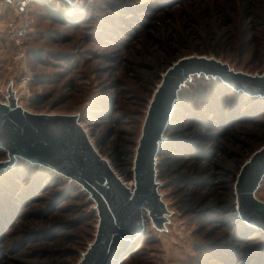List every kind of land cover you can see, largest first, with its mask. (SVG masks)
I'll return each instance as SVG.
<instances>
[{"label":"rangeland","instance_id":"1","mask_svg":"<svg viewBox=\"0 0 264 264\" xmlns=\"http://www.w3.org/2000/svg\"><path fill=\"white\" fill-rule=\"evenodd\" d=\"M255 2L258 5L253 11L256 12L248 17L244 10L255 7ZM28 8L26 67L32 71L33 78L28 87L23 88V105L38 112H81V122L98 150L130 184L141 123L153 90L161 81L160 74L165 71L163 62L170 59V53L178 56L177 60L210 50L207 55L222 58L238 70L264 73V0H78L73 6L60 0H55L51 6L36 0L31 1ZM49 9L63 11L71 23L53 19ZM12 16H15L13 7L3 5L0 29ZM223 33L228 34L229 39L225 36L219 40ZM11 48L12 44L0 31L1 100L4 85L22 69L18 64L15 69L9 68L13 64ZM196 78L182 91L203 89L195 84L203 78L207 82L224 83L220 78ZM224 84L247 97H257ZM208 91L207 94L210 89ZM192 92L187 94L192 100L190 104L197 98ZM213 93H217L216 84ZM219 96L212 101L219 113L214 121L219 124L220 120L224 126L236 118L247 122L244 130L234 133V142L204 140L208 158L213 163L210 172L219 177L221 168L226 174L233 170L234 188L240 170L236 168L237 162H244L254 149L264 144V113L253 118L264 108H258V101L253 103L246 99L221 112L228 106L223 104L220 109ZM181 102L180 93L177 104ZM242 105L245 114L238 111ZM185 109L178 117L187 112ZM250 118L255 120L249 121ZM120 139L133 142L130 145L132 159L128 157L127 162L117 167L111 150L113 142ZM219 145L230 153L226 154ZM6 157L7 154H0V160ZM27 164L37 168L36 175L45 170L58 180L46 175L40 179L27 171L17 177L18 184L12 192L0 187V264H77L96 233L95 204L75 181ZM160 181L167 183L160 189L174 211L169 230L159 232L148 220L146 238L134 244L135 252L125 255L124 264H264L262 229L248 225L237 215L252 228L250 239H244L240 228L219 230V216L205 218L204 207L201 215H196L194 210L185 211L177 200V187H167L169 178ZM257 195L264 200V180ZM219 234L237 245L238 250L228 246L223 250L233 261L219 260L223 247L219 251V244L213 243L219 242ZM211 245L215 252L206 249ZM205 253L212 256L205 258ZM246 254L254 256L245 260Z\"/></svg>","mask_w":264,"mask_h":264},{"label":"water","instance_id":"2","mask_svg":"<svg viewBox=\"0 0 264 264\" xmlns=\"http://www.w3.org/2000/svg\"><path fill=\"white\" fill-rule=\"evenodd\" d=\"M19 0H0L11 5L16 18ZM53 3L55 0H48ZM69 6L78 0H60ZM0 31L5 34V23ZM18 71V70H17ZM220 78L237 90L264 98V73L234 68L214 55L191 54L173 61L160 74L161 81L148 101L133 160V182H126L111 161L96 147L81 112L47 113L23 105L24 91L17 72L4 85L0 99V172L19 160L49 169L75 181L95 204L98 224L92 242L77 264H120L145 230L148 220L155 230H169L174 211L165 200L160 181L159 152L181 91L195 78ZM1 91V89H0ZM264 180V144L243 162L236 175L234 194L238 216L264 231V200L257 192Z\"/></svg>","mask_w":264,"mask_h":264},{"label":"trees","instance_id":"3","mask_svg":"<svg viewBox=\"0 0 264 264\" xmlns=\"http://www.w3.org/2000/svg\"><path fill=\"white\" fill-rule=\"evenodd\" d=\"M254 5L255 7L250 8V10L252 9L251 11L247 8L244 10L245 14H247L248 17H251L256 12V10L253 11V8H257L258 4L255 2ZM220 10H222L223 12L227 11L225 8H220ZM48 11L49 15H51L53 19H57L58 21H62L63 23H71L70 18H68L63 13V11H53L51 9H49ZM225 36L227 37V39H229V35L223 33L219 35V40H221ZM251 44L254 45V41H251ZM262 48L264 49V46ZM206 52H210V50H203L201 54H206ZM169 55H172L170 56V59L167 60L166 63L163 62V65L166 66L162 68L164 70H166L172 63V61L176 60V58L178 57L173 56L172 53H170ZM199 82L209 83L211 85L206 86L204 84H200ZM195 84L196 86L201 85L203 89H199L196 87L195 92L182 91V102L177 104V108L176 110H174L171 122L166 132V134L169 136L168 140H166L162 144L159 152V177L162 180H167V178L170 179V184L167 187H177V200L179 201V204H183L182 209L184 208L185 211L194 210L196 215H201V208L204 207L206 211V213L204 214L205 218H214L219 216V223L221 226L219 230L223 229L222 227H224V229L225 227H228L234 231L240 228L242 229V235L245 236L244 239H250L252 236L249 235L252 228L247 226L237 216L238 214L234 202L235 194L233 188L235 173L233 172V170H228L226 174L224 172L225 170L221 168L219 177H217L218 175L216 173L210 172L213 163L211 164L212 161L210 160V158H208L209 151L206 150V143H204V140L207 139L208 141H211L212 139H219V141H222L225 139L227 141L234 142L232 140L236 139L234 133L242 131L246 128L247 122L245 120L241 122L237 118L232 123L225 126L222 125V121L220 120L219 124L214 121L219 113L215 106H213L214 104L212 103V101H215L219 94L220 109L224 107L222 106L223 104L228 106V108H223L221 112H227V109L231 107V104L243 103L246 99L253 103L258 101V108L263 109L264 99L258 97H247L243 93L235 92L229 86L222 82L220 83L219 81L207 82L203 78L201 80H197ZM215 84L217 87L216 94L213 93ZM219 88L221 89V91L219 90ZM208 89H210L209 94H207L209 92ZM191 92L193 93V96L197 97L193 100L194 103L192 104H190L192 100H190L189 96L187 95ZM195 101H197V103L199 104H197ZM184 109L187 112H185L182 117H178L181 115V113L184 112ZM238 111L241 112L240 114H245L244 105H242L241 109H239ZM256 111L259 110L257 109ZM263 113L264 111H259V113L256 116H253V118L262 115ZM253 118H250L249 121H254L255 119ZM238 124L241 126H239ZM132 144L133 142L126 139H120L119 141L113 142L114 146L112 147L111 153L113 154L112 158L114 159V163L117 167H119L121 162H127L128 157L132 159V147L130 146ZM221 148L226 154L230 153L228 149L220 147V149ZM0 154L2 156L6 155V153L2 151V149H0ZM128 163L131 164V160H129ZM242 164L243 162L241 161L237 162L236 168L240 169ZM27 171L32 172L33 175L38 174L36 173L37 168L29 166L25 161L19 160V163L18 165H16V167L10 169L8 172H3L0 174V187L4 188L5 191L12 192V190H14V188H16L18 184L17 177ZM229 171L230 173L232 172V176H229ZM40 173L41 175H36L39 176L40 179L43 177V175H46L48 177L54 178V180H58L57 177L45 170L41 171ZM217 184H221L220 187H216ZM11 198H13V196ZM179 204L177 205L180 207ZM145 234L146 231L141 236H139L136 244L141 243L143 239L146 238ZM237 234L241 236L239 232H237ZM227 239L228 237H224V235L220 237L219 234V242H213L214 244H219L217 250L219 248L220 251L223 247V249L219 252V254L222 255L219 256L220 261H233V258L228 257L226 256V253H223L224 247H236V249L238 250L237 245L235 246V244L229 243ZM206 249L209 251H214L212 245L211 248L209 246ZM134 252L135 247L133 245L127 252L126 256L132 255V253ZM236 253H238V251ZM126 256L122 259L120 264H124L123 262L126 259ZM204 256L205 258H210L212 255H207L205 253ZM253 256L254 254H246L245 260H247L248 257L252 258ZM252 262L253 260L250 261V263ZM233 264L235 263L233 262ZM252 264L256 263L253 262Z\"/></svg>","mask_w":264,"mask_h":264},{"label":"built area","instance_id":"4","mask_svg":"<svg viewBox=\"0 0 264 264\" xmlns=\"http://www.w3.org/2000/svg\"><path fill=\"white\" fill-rule=\"evenodd\" d=\"M31 1L36 0H19L16 5V10L20 14V18L12 16L5 21V36L12 44L11 59L13 64L9 65V68L15 69L16 64L22 67L17 79V85L22 88H27L33 78L32 71L26 67V39L30 29L28 20V5ZM40 1H43L44 4L51 6V2L48 0Z\"/></svg>","mask_w":264,"mask_h":264}]
</instances>
